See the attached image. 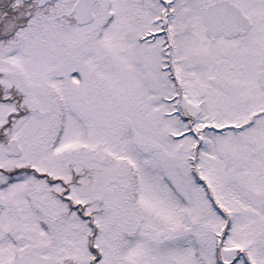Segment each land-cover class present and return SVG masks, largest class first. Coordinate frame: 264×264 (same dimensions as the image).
Wrapping results in <instances>:
<instances>
[{
  "label": "snow or ice",
  "instance_id": "obj_1",
  "mask_svg": "<svg viewBox=\"0 0 264 264\" xmlns=\"http://www.w3.org/2000/svg\"><path fill=\"white\" fill-rule=\"evenodd\" d=\"M0 264H264V0H0Z\"/></svg>",
  "mask_w": 264,
  "mask_h": 264
}]
</instances>
